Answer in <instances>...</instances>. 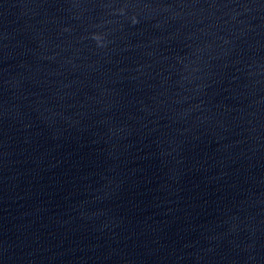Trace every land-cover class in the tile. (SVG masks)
Returning a JSON list of instances; mask_svg holds the SVG:
<instances>
[{
    "label": "water",
    "instance_id": "water-1",
    "mask_svg": "<svg viewBox=\"0 0 264 264\" xmlns=\"http://www.w3.org/2000/svg\"><path fill=\"white\" fill-rule=\"evenodd\" d=\"M0 264H264V0H0Z\"/></svg>",
    "mask_w": 264,
    "mask_h": 264
}]
</instances>
